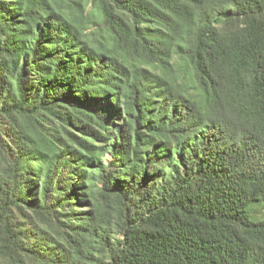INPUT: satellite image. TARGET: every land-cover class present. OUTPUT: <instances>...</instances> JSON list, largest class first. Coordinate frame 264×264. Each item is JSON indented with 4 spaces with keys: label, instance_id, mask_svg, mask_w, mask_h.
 Instances as JSON below:
<instances>
[{
    "label": "trees",
    "instance_id": "trees-1",
    "mask_svg": "<svg viewBox=\"0 0 264 264\" xmlns=\"http://www.w3.org/2000/svg\"><path fill=\"white\" fill-rule=\"evenodd\" d=\"M0 264H264V0H0Z\"/></svg>",
    "mask_w": 264,
    "mask_h": 264
},
{
    "label": "rangeland",
    "instance_id": "rangeland-1",
    "mask_svg": "<svg viewBox=\"0 0 264 264\" xmlns=\"http://www.w3.org/2000/svg\"><path fill=\"white\" fill-rule=\"evenodd\" d=\"M100 107H102V108H106L107 107V105H105V104H101V105H99ZM98 108V107H97ZM65 172H68V170H65Z\"/></svg>",
    "mask_w": 264,
    "mask_h": 264
}]
</instances>
